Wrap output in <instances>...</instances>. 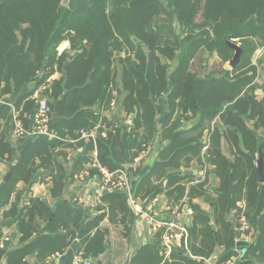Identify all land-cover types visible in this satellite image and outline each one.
<instances>
[{
  "label": "trees",
  "instance_id": "obj_1",
  "mask_svg": "<svg viewBox=\"0 0 264 264\" xmlns=\"http://www.w3.org/2000/svg\"><path fill=\"white\" fill-rule=\"evenodd\" d=\"M61 2L0 0V98L33 81L36 87L44 84L55 70H64L48 93V104L58 118L53 132L59 138L38 137L27 144L0 191V239L3 228L14 226L20 244L7 252L11 245L5 242L0 262L25 264L34 259L35 264H52L53 257L69 247L94 261L107 249L108 231L100 227L105 216L126 228V197L118 193L103 194L95 209L98 214L84 221L76 205L51 207L31 198L19 207L22 193L36 183L41 171L51 179L50 197L61 198L65 180L90 161L93 144H78L83 153L75 158L71 174L57 162L56 149L63 146L64 137L77 139L76 132L91 130L99 120L108 128L115 124L102 118L101 111L109 108L116 87L118 104L132 117V127L125 139L121 123H116L114 133L97 137L101 165L110 171L123 169L127 150H135L133 157L159 136L168 145L135 182V196L143 199L158 193L156 189L162 191L154 182L165 180L167 196L175 203L194 178L191 171L181 169L193 162L212 166L218 186L210 193L204 179L187 191L189 206L202 198L212 207L208 217L193 205L190 255L206 258L227 244L226 212L244 200L246 219L258 229V237L246 247L242 261L264 264V180L259 183L253 160L260 148L264 177V97L254 95L257 89L264 94V82L255 83L252 62L255 52L264 49V0H69L66 6ZM226 40L241 43L240 62L231 70L223 67L233 56ZM63 41H68V49L57 57ZM214 53L218 66L200 74L205 69L202 56ZM169 62L174 63L172 71ZM32 106L29 101L28 108ZM225 147L232 161L224 154ZM5 153L12 160V148L0 137V155ZM19 183L25 186L22 192ZM159 245L157 235L135 250L130 264H202L181 248L173 249L167 259Z\"/></svg>",
  "mask_w": 264,
  "mask_h": 264
},
{
  "label": "crops",
  "instance_id": "obj_2",
  "mask_svg": "<svg viewBox=\"0 0 264 264\" xmlns=\"http://www.w3.org/2000/svg\"><path fill=\"white\" fill-rule=\"evenodd\" d=\"M58 57V54H57ZM117 72L119 71V67L117 68ZM63 73H60L58 71H54V73L44 82L47 83L48 91L50 88V84L54 80H58L62 76H64V70H62ZM44 84H39L36 87V81H33L29 83L28 85L24 86L21 89L13 90L10 94H5L0 98V137H3L4 143L9 145L12 148V160H8L7 154L0 155V181L2 178L6 175V173L9 171V168L11 166H15L17 160L20 158L22 149L29 143L33 142L35 138L33 137H24L22 139H16L12 135V126H13V119L17 118L22 126L25 129H29L32 126V115L33 110H35V107L37 106V99L34 96V91L43 86ZM2 88V87H1ZM0 88V89H1ZM117 90L118 93H116V96L120 94L119 88H114ZM31 91H33L31 93ZM261 91V90H260ZM263 94V93H262ZM46 99L48 101L49 94H46ZM264 97V94L263 96ZM112 100V99H111ZM34 102V107L28 108V102ZM111 102V101H110ZM116 106L113 110H110L107 108L105 111H101V117L102 118H108L110 122L121 123V138L125 139L127 131H129L132 127V117L127 116L123 110L121 109L120 105L118 104V98L116 97ZM110 104V103H109ZM108 104V107H109ZM97 107L93 108L92 110H96ZM30 114H32L30 116ZM102 118H100L102 120ZM195 121V119H193ZM58 121L57 116L54 112L51 111L50 113V127L53 132V128L56 125ZM116 121V122H115ZM101 122L100 120L98 123ZM97 123V124H98ZM193 122H187L185 123V127H190ZM26 125V126H25ZM94 129V127L92 128ZM54 133V132H53ZM55 134V133H54ZM76 135L77 132L75 133ZM56 138L59 137L57 134H55ZM58 137V138H57ZM48 139V138H45ZM204 142L206 141V138H204ZM97 140V138H96ZM96 140L93 142L92 140L84 141L79 139H71L69 136H66L62 139L61 142H63V146L56 149V154H59L57 158V162L60 163L67 173L71 174L74 166L75 158L80 156L83 153V147H79L78 144L80 142L82 143H92L93 149L90 152V158L94 152V150L97 151L96 148ZM152 145V152L148 155L142 154V151H139L137 155L132 157V154H135V150L126 151V162L123 164V169L127 170L134 179H141L144 174L153 166V164L159 160V154L168 145V142L165 140H160L159 136L154 137V139L150 142ZM227 146V145H226ZM225 148H223L224 154L230 159H233V157L229 156L225 152ZM65 156V157H64ZM132 157V158H131ZM86 164L84 165V167ZM212 166L204 164V166H198L195 162H193L190 167L188 168H182V172L191 171L194 178L192 180H189V182H186V192L183 198L179 201L185 200V207H188L192 210L191 216H185L186 225L189 230V241L190 246L187 251H185V255H187L190 258H193L195 261L200 262L202 264H212L218 259V257L221 256V247L226 249H232L234 248V233H235V226L236 222L233 220H237V213L241 210V208L245 207L244 200L239 201L236 203L235 207L232 208V210H227L226 216L229 220V226H230V236L228 239V242L226 245H220L215 248V250L206 258L203 257H192L190 255V248H191V226L193 222V217L195 214V210L193 209V205L196 207L197 211L211 217L212 216V207L204 201L202 198H195L192 200L191 204L189 206L188 204V197H187V191L188 189L194 185L198 184L204 181L205 177V170L211 171L210 169ZM210 169V170H207ZM42 176L36 180V183L31 185L28 192L24 191L22 193V201L19 203V207L22 206V202L26 201L31 198H38L42 201H46L49 206L55 207L58 204H66V205H76L78 209L84 213L86 220L88 218L94 217L98 212L95 210L96 207L99 205L101 201L100 195L98 196V188L94 181H89L84 185H80L78 183H75L73 178L76 173H72L71 177L67 178L65 180V187L62 192V196L59 200L52 199L49 195V188L51 187V179L50 177H45L44 173L40 172ZM73 175V176H72ZM207 181V185L205 188L208 189V192H212L213 188H216L218 186V180L214 177L212 173H208V177L205 178ZM264 180V177H263ZM263 182V181H262ZM261 182V183H262ZM158 186V188H162V191H158L157 189L154 192H158L165 198H167L169 201L173 202L169 196H167L166 190L164 189L166 185L165 180H161L159 182H154ZM25 186L23 183H19L17 185L18 192H22L24 190ZM151 195L141 199L137 196V203L139 204L140 209L144 206L146 202H148ZM14 197V195H13ZM176 202V203H179ZM175 203V202H174ZM0 210V214L1 211ZM126 228H124L121 224L117 223H110L107 219V215L105 216L104 220L100 223V227L108 231L107 236V249L103 255H101L99 258L93 261V264H121L126 257L127 253L131 250L132 255L138 248L147 245L149 243H152L153 237L147 233L146 229L143 227L142 222L140 220V217L138 214L133 211L126 200ZM234 222V224L232 223ZM116 227L120 229L122 232V235H119L116 238H112L110 236V228ZM254 228V227H253ZM255 229V228H254ZM44 230V226H42V230ZM258 233V229H255ZM8 242L11 246L7 248V252H10L14 250L15 248L19 247V236L17 235L14 226L11 228H3L2 229V237L0 239V248L3 249L4 243ZM77 240L73 242V244H77ZM161 248V246H159ZM131 255V256H132ZM242 255V254H241ZM76 252L74 247L67 248L61 255L53 257L51 260L52 264H72L75 257ZM244 256V255H243ZM242 256V258H243ZM168 259V258H167ZM4 259L0 262V264H3ZM244 263V262H243ZM25 264H35L34 259H30L29 262H25ZM252 264H263L258 262H253Z\"/></svg>",
  "mask_w": 264,
  "mask_h": 264
},
{
  "label": "built area",
  "instance_id": "obj_3",
  "mask_svg": "<svg viewBox=\"0 0 264 264\" xmlns=\"http://www.w3.org/2000/svg\"><path fill=\"white\" fill-rule=\"evenodd\" d=\"M68 43L61 42L57 47L58 56L67 49ZM48 86L45 83L43 86L34 91V96L37 99V106L33 115V123L29 129H25L21 122L13 119L12 135L16 139L24 137L38 138L44 136L48 139L56 138L52 132L50 123L51 108L46 99L48 94ZM116 94L112 93V100L109 104V109L113 110L116 106ZM105 111V110H104ZM108 122L110 120L108 118ZM117 124H113L111 128L107 127V123L99 122L94 129L78 131V137L81 140L93 142L97 137L105 136L107 131L114 133ZM207 142V140H206ZM152 152L150 143L143 145L142 154L148 155ZM75 183L84 185L89 181H94L98 188V196L105 193H118L126 197L129 207L139 215L143 227L147 233L156 239L158 235L160 250L165 258L171 255V251L176 248H181L187 251L190 246L189 230L186 225L185 216H191L192 210L185 207V200L179 203L169 201L159 193L151 195L148 202L140 209L135 196L136 179L125 169L110 171L98 161L97 151L94 150L90 161L86 164L81 172L73 178ZM242 209V208H241ZM237 221L234 233V248L226 249L221 247V256L212 264H243L240 247H250L257 240V231L248 223L243 210L237 213ZM72 264H93L90 259H84L81 255H77Z\"/></svg>",
  "mask_w": 264,
  "mask_h": 264
},
{
  "label": "rangeland",
  "instance_id": "obj_4",
  "mask_svg": "<svg viewBox=\"0 0 264 264\" xmlns=\"http://www.w3.org/2000/svg\"><path fill=\"white\" fill-rule=\"evenodd\" d=\"M231 41L234 42L235 44H237L240 47V44H241L240 41H238V40H231ZM63 42H67L68 43V41H63ZM68 46H69V43H68ZM67 49H68V47H67ZM120 56L124 57L125 54L124 53H121ZM201 61H202V65L205 66V69H202L200 71V74L208 73V72L212 71L214 68H216L218 66V58H217V55L215 53L212 56H209L208 54H204L202 56V58H201ZM252 62L256 66V69H257L255 83L257 84V86H261L262 83L264 82V49L257 50L255 52V54L252 57ZM168 64H170V68L169 69H170V71H172L174 69V63L173 62H169ZM194 67H195L196 70H198V65H197L196 62H194ZM223 67L226 70H231V67L229 66L228 62L225 63L223 65ZM254 95H255V97L257 99H261L262 96H263V94L260 91V89L255 90ZM254 157L257 158V154ZM230 161H232V159H230ZM254 164H255V161H254ZM255 167H256V165H255ZM210 169H213V167H211ZM210 169H207V170H210ZM208 173L210 174V171H206L205 170V177H204V179L208 177ZM242 210H243V213L245 215V212H246V204H245V207L244 206L242 207L241 211ZM245 217H246V215H245ZM233 221L236 222L237 220L235 219ZM233 221H232V223L234 224ZM119 235H122V232L120 231V229H118L117 226L116 227H113L112 226L110 228V236L112 238H116Z\"/></svg>",
  "mask_w": 264,
  "mask_h": 264
},
{
  "label": "water",
  "instance_id": "obj_5",
  "mask_svg": "<svg viewBox=\"0 0 264 264\" xmlns=\"http://www.w3.org/2000/svg\"><path fill=\"white\" fill-rule=\"evenodd\" d=\"M68 1L69 0H62L61 4L63 6H66L68 4ZM226 44L229 48H231L233 50V56L228 62L229 66L232 69L233 67H235L240 62L242 49L237 44H235L234 42L229 41V40H226ZM40 138L45 139L44 136H41ZM253 160L255 161V165H256L255 171H256V174L258 176V181H259V183H261L263 181V158H262V153H261L260 148H258L257 158L254 157ZM12 173H13V166H11L9 168V171L6 173V175L0 181V191L3 188V186L10 180ZM238 251L241 252V254L243 256V255H245L247 248L246 247H240V248H238ZM131 255H132V251L130 250L127 253L126 257L124 258V260L121 264H130Z\"/></svg>",
  "mask_w": 264,
  "mask_h": 264
}]
</instances>
